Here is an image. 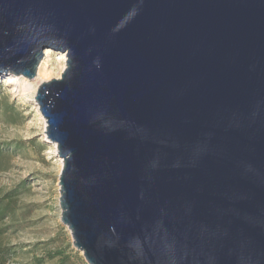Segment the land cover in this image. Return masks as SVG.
I'll return each mask as SVG.
<instances>
[{
    "label": "water",
    "instance_id": "95a60500",
    "mask_svg": "<svg viewBox=\"0 0 264 264\" xmlns=\"http://www.w3.org/2000/svg\"><path fill=\"white\" fill-rule=\"evenodd\" d=\"M35 96L63 159L61 220L88 264L139 236L264 249V0H0V74Z\"/></svg>",
    "mask_w": 264,
    "mask_h": 264
},
{
    "label": "rangeland",
    "instance_id": "374dc122",
    "mask_svg": "<svg viewBox=\"0 0 264 264\" xmlns=\"http://www.w3.org/2000/svg\"><path fill=\"white\" fill-rule=\"evenodd\" d=\"M48 49L34 78L0 74V264H88L61 220L63 159L35 99L66 68V53Z\"/></svg>",
    "mask_w": 264,
    "mask_h": 264
},
{
    "label": "clouds",
    "instance_id": "9594fccd",
    "mask_svg": "<svg viewBox=\"0 0 264 264\" xmlns=\"http://www.w3.org/2000/svg\"><path fill=\"white\" fill-rule=\"evenodd\" d=\"M129 246L138 264H264V249L238 242L226 244L210 233L188 238L137 236Z\"/></svg>",
    "mask_w": 264,
    "mask_h": 264
},
{
    "label": "bare ground",
    "instance_id": "6f19581e",
    "mask_svg": "<svg viewBox=\"0 0 264 264\" xmlns=\"http://www.w3.org/2000/svg\"><path fill=\"white\" fill-rule=\"evenodd\" d=\"M51 53H52V51H51L50 49H46V51H45V55H46V57L44 58V60L47 59V57H48ZM63 58H65L64 55H63ZM42 65H43V64H42ZM42 65H41V66H42ZM41 66H40V67H41ZM40 69H41V68H40ZM40 73H41V70L39 71V74H40ZM44 75H47V73H46V69H45ZM39 107H40V106H39ZM40 112H41V110H40ZM41 113H42V112H41ZM42 115H43V114H42ZM48 139H49V138H48ZM49 140H50V139H49ZM50 141H51V140H50ZM51 142H52V141H51ZM53 143H54L55 146H57L55 142H53ZM61 162H62V160H61Z\"/></svg>",
    "mask_w": 264,
    "mask_h": 264
},
{
    "label": "trees",
    "instance_id": "16d2710c",
    "mask_svg": "<svg viewBox=\"0 0 264 264\" xmlns=\"http://www.w3.org/2000/svg\"><path fill=\"white\" fill-rule=\"evenodd\" d=\"M57 264H66L63 260H61L60 262H58Z\"/></svg>",
    "mask_w": 264,
    "mask_h": 264
}]
</instances>
